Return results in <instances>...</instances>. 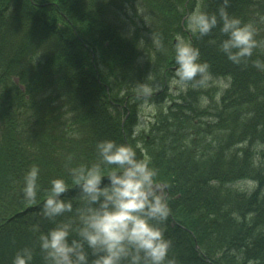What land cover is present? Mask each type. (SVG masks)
<instances>
[{"label":"trees","instance_id":"obj_1","mask_svg":"<svg viewBox=\"0 0 264 264\" xmlns=\"http://www.w3.org/2000/svg\"><path fill=\"white\" fill-rule=\"evenodd\" d=\"M196 5L0 0V264H11L25 246L33 249L32 264H45L31 225L53 226L38 211L49 180L63 176L69 185L64 198L75 204L79 191L68 169L97 162L95 145L104 139L145 149L137 148V156L148 158L166 196L170 215L162 226L176 264H264V69L254 63L264 64V0L226 5L230 15L253 22L262 42L240 64L220 50L226 34L219 24L206 36H187L183 20ZM221 6L223 0H204L201 9L212 13ZM178 35L200 50L214 77L229 83L218 100L217 88L171 94ZM150 73L153 92L157 84L164 91L147 99L171 103L150 122L149 134L134 137L144 102L135 85ZM34 164L37 197L27 202L23 175Z\"/></svg>","mask_w":264,"mask_h":264},{"label":"clouds","instance_id":"obj_2","mask_svg":"<svg viewBox=\"0 0 264 264\" xmlns=\"http://www.w3.org/2000/svg\"><path fill=\"white\" fill-rule=\"evenodd\" d=\"M227 3L228 0H223L225 6L212 13L196 5L185 17V29L195 36H206L219 24V31L226 34L219 43L220 50L230 61L240 64L262 42L256 38L253 22L230 15ZM137 13L148 23L138 7ZM260 19L264 20V16ZM151 43L157 49L161 47L154 33ZM173 47L176 67L170 85L175 86L177 93L189 87L229 86L225 78L213 76L209 63L200 60V50L190 41L178 35ZM254 63L264 69L260 61ZM151 78L150 73L145 81L135 85L136 97L146 101L152 95L153 85L148 82ZM215 98L219 99V92ZM200 102L207 104L208 98L201 96ZM143 126V123L135 125L132 135H138ZM95 148L97 162L80 163L68 169L79 191L75 204L64 198L69 185L63 176L49 180L38 211L53 226L41 231L39 223L31 225L38 234L45 264H176L175 258L169 256L172 243L162 226L170 215L166 196L148 158L137 156V148L141 153L145 149L139 142L133 147L111 139L98 141ZM39 174L35 164L24 172L21 192L27 202L37 197ZM33 258V249L25 246L16 251L11 264H32Z\"/></svg>","mask_w":264,"mask_h":264},{"label":"rangeland","instance_id":"obj_3","mask_svg":"<svg viewBox=\"0 0 264 264\" xmlns=\"http://www.w3.org/2000/svg\"><path fill=\"white\" fill-rule=\"evenodd\" d=\"M203 1L204 0H197V5H199L201 7ZM140 17H142V16L140 15ZM144 18L147 19V21H148V16L146 14H145ZM186 32H189V31L186 30ZM181 37H183V36H181ZM183 38L186 41H188L185 37H183ZM15 83H17V82H15ZM156 87H157V89H156L155 92H159L161 89H162L161 92L164 91V87H162V85L157 84ZM168 87H170L169 89L171 90V94H174V95L177 94V92L175 90V86L170 85ZM211 88H215L216 89L217 87H211ZM211 88H209V89H211ZM209 89H206V90H209ZM224 89L225 88H217L218 92H221ZM153 93L154 92H152V94ZM170 103L171 102H169V104ZM168 105L167 104H163V105L157 106L156 104H153V103H150V102H146V103H143L142 105H140V109H139V118L140 119H139L138 123H143L144 126L140 129L139 133H141V132H142V134H143V132L148 133L150 131V127H149L150 120H153V118L155 116L159 115V112L161 110H163L164 107H168ZM239 186L240 187H245V184L241 183ZM247 186H248L249 189H252L254 185L253 184H247ZM161 188H160V190H161Z\"/></svg>","mask_w":264,"mask_h":264},{"label":"water","instance_id":"obj_4","mask_svg":"<svg viewBox=\"0 0 264 264\" xmlns=\"http://www.w3.org/2000/svg\"><path fill=\"white\" fill-rule=\"evenodd\" d=\"M198 248V247H197Z\"/></svg>","mask_w":264,"mask_h":264}]
</instances>
